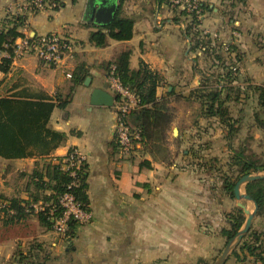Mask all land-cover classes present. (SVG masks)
Listing matches in <instances>:
<instances>
[{"label":"crops","instance_id":"1","mask_svg":"<svg viewBox=\"0 0 264 264\" xmlns=\"http://www.w3.org/2000/svg\"><path fill=\"white\" fill-rule=\"evenodd\" d=\"M14 1L19 0H0V30L9 26L7 19L11 15L7 7ZM115 1L134 20L128 40L109 39L103 47L90 43V33L97 29V24L85 18L87 0H61L63 5L58 10L46 6L28 15L18 29L29 37L58 33L72 44L71 55L56 65L44 63L33 54L13 60L7 73L0 71V97L26 91L68 100L65 108L55 107L49 118L50 128L67 135L52 154L64 156L75 148L85 155L92 217L89 222L78 224L73 235L47 229L36 214L13 224L1 220L5 232L0 236V264H25L14 259L17 251L24 256L31 251L32 256L25 262L37 256L45 264H207L225 241L219 234L224 225L204 211L203 186L196 176L189 177L186 171L177 169L176 163L166 165L154 160L140 145L131 156L120 157L115 144L113 106L90 102L94 88L112 94L107 68L124 50L131 51V69L143 60L161 75L163 82L157 96L165 82L178 80L192 67L185 26L182 21L172 22L166 1ZM198 1L212 9L205 12L202 27L210 23L214 13L217 15L221 5H236L243 10V27L254 38L264 41V0ZM4 55L0 54V60ZM77 69L86 75L72 90L71 74ZM86 78L89 79L85 82ZM143 152L145 155L139 157ZM143 161L148 165H141ZM37 163L41 167L43 161L34 156H0L3 195H14L8 185L13 173L20 175L21 182L27 180ZM21 192L20 196L26 198V192ZM251 226L264 236V215H255ZM10 227L19 230L11 233ZM225 264L264 263L252 257L239 261L229 256Z\"/></svg>","mask_w":264,"mask_h":264},{"label":"trees","instance_id":"2","mask_svg":"<svg viewBox=\"0 0 264 264\" xmlns=\"http://www.w3.org/2000/svg\"><path fill=\"white\" fill-rule=\"evenodd\" d=\"M51 1L57 3L56 6L51 8L52 10H58L63 5L61 0ZM157 1H166L169 5V0ZM199 5L204 13L212 11L204 3L199 2ZM179 14H186V12L184 10H180L179 13L176 12L171 18L173 23H180ZM26 17L12 15L7 19L9 26L4 30H0V54L5 53L0 60V71L3 73H7L11 67L14 41L17 37L23 35L18 29L24 24ZM192 19L193 26L200 23L197 17L193 16ZM133 23V18L124 14L121 5H119L115 10L113 20L109 24L105 26L97 25V29L90 33L89 42L97 47H103L107 45L109 39L116 41L128 40L132 36ZM193 26L186 24L184 34L190 43H194L193 49H199L204 46L202 41L209 36V33L201 36L200 31H192ZM208 41L207 50H210L209 54L212 56L214 65L216 62L220 68L227 67L222 50L224 48H226L225 51H229V55L230 52L235 53V61L240 59L241 55L233 44L219 43L213 47L210 40ZM130 54V50L122 51L114 62L108 66L107 71L110 70L111 66H114L115 76L140 101L139 108L131 111L126 117L129 124L140 130V149L149 153L154 160L164 162L165 157H160L158 153L165 140H167L166 132L172 122V117L167 101L157 96V89L162 85L163 79L158 72L152 70L143 60L139 61L136 69H131L129 65ZM231 67L232 65L227 67L229 69L227 75L232 73ZM85 75V72L83 73L78 69L71 74L72 90L76 85L82 83ZM219 81L220 78L217 79V82ZM221 87L205 90V88L197 86L190 92V95L200 101L207 117H217L221 123L231 125L227 112L222 106L224 100L221 99ZM254 90L257 92L258 104L263 108L264 113V85L255 86ZM170 94H173V91L168 92V95ZM67 102L68 100L54 99L42 92L23 91L18 94L0 97V156L6 159L34 156L43 161L41 167L37 163V167L32 170L28 179V182L35 186L33 190L35 194L31 195L25 190L26 198L1 195L0 199L7 202L6 207L0 209V219L4 224L19 222L28 215L34 214L30 207L33 202L42 201L43 203L56 204L58 197L67 191L70 177L61 169L59 162L62 157L52 154L65 141L67 135L50 128L48 125L53 109L55 107L63 109ZM258 122L260 127L264 128L262 126L264 120L259 119ZM233 164L237 166L236 176L234 178L223 177L220 185L221 193L231 198H234V185L242 175L264 170V164H259L257 159L244 155L242 152L234 153ZM141 165H148V162L143 161ZM85 166L84 164L80 171L78 184L71 188V192L83 208L89 209ZM244 190L257 204L256 215H264V179H256L246 183ZM8 209H13L15 213L9 215L7 213ZM45 212L46 209L35 214L43 226L51 229L52 223L47 219ZM222 220L226 223V226L219 229V234L228 242L245 221L243 210L236 206L234 211L224 212ZM77 225L78 222L70 220L64 235H73ZM30 252L24 256L17 251L14 254V259L17 258V262H24L25 264H45V260H40L37 256L31 261L25 262V259L32 256ZM230 255L239 261L252 257L255 261L264 263L263 233L251 226Z\"/></svg>","mask_w":264,"mask_h":264},{"label":"rangeland","instance_id":"3","mask_svg":"<svg viewBox=\"0 0 264 264\" xmlns=\"http://www.w3.org/2000/svg\"><path fill=\"white\" fill-rule=\"evenodd\" d=\"M233 7L221 5L217 15L214 13V16H209L210 23L205 27L200 26L209 33V36L203 39L204 46L199 49H193L194 43L189 42L188 52L192 67L178 80L165 82L158 93L159 97L167 101L172 117L166 132L167 140L163 144L164 148L161 147L158 154L160 157H165L166 165L176 163L177 169H183L189 177L196 176L200 181L198 184L203 186L201 197L204 211L213 214V220L224 226L226 223L222 220L223 213L234 211L237 206L235 197L224 195L220 187L223 177L234 178L237 174V166L233 164L234 153L242 152L257 159L259 164H264V128H261L258 122L259 119L264 120V113L263 108L258 104L257 92L254 90L255 86L264 85V41L254 38V35L243 27L241 15L243 10H238L236 5ZM172 10L176 11L171 12V16L176 12L179 13L181 9ZM178 16L184 26L186 24L193 26L192 15ZM192 31L196 30L193 28ZM208 40L213 47L225 43L233 44L238 49L237 52L241 57L237 61L234 52H230L229 55V51H225L226 48L222 49L226 66L232 65L230 75H227L229 70L227 67L220 68L216 62L215 65L213 64L210 50H207ZM219 78L220 81L217 82ZM185 79H188V83ZM195 79L198 81L197 85ZM191 83H193L192 87ZM197 86L205 90L222 86L221 99L224 100L222 106L227 112L232 127L221 123L217 117L205 115L200 101L190 95ZM170 91H173V94L168 95ZM173 128L177 129V134L173 133ZM144 155L143 152L139 157ZM259 172L262 173L264 170ZM0 176L2 178V173ZM21 180L20 175L12 174L8 181L14 194L11 197L20 196L21 191L25 190L31 195L35 194L33 193L35 186L28 182V179L22 182ZM3 194V191H0V197ZM241 202L249 210H253L252 202L244 199ZM201 225L204 226L203 223ZM10 229H12L11 233L19 230L15 227ZM3 232L5 231L0 219V236L4 235ZM226 243V241L221 243L220 248L215 251V255L207 264L215 262Z\"/></svg>","mask_w":264,"mask_h":264},{"label":"built area","instance_id":"4","mask_svg":"<svg viewBox=\"0 0 264 264\" xmlns=\"http://www.w3.org/2000/svg\"><path fill=\"white\" fill-rule=\"evenodd\" d=\"M57 3L51 0H19L14 1L7 7V13L15 16H28L44 10L46 6L54 7ZM172 9L184 10L187 16H195L200 23L193 26L200 35L208 32L200 28L203 16V9L198 0H169ZM191 16V18H192ZM14 52L12 61L26 54H33L38 60L56 65L62 62L66 56L71 55L72 44L58 33H46L39 36L29 37L23 33L14 41ZM114 66L110 67L107 73L109 88L114 96L113 108L115 111V144L120 157H129L140 145V130L126 121L127 115L139 108V99L131 92L128 87L121 84L114 74ZM70 76V74H67ZM61 169L68 174L70 182L67 184V191L58 197L57 203H43L42 201L30 204L34 214L46 209L47 219L52 223V230L58 234H65L68 228V222L74 220L78 224H84L91 220L92 214L89 209L83 208L76 200L71 188L78 184L80 171L85 164V155L75 148H70L64 156H61ZM7 202L0 199V209L5 208ZM9 215L14 214L13 209H8Z\"/></svg>","mask_w":264,"mask_h":264},{"label":"water","instance_id":"5","mask_svg":"<svg viewBox=\"0 0 264 264\" xmlns=\"http://www.w3.org/2000/svg\"><path fill=\"white\" fill-rule=\"evenodd\" d=\"M116 9H117V3L115 0H87L84 15L85 18L90 20L91 22L99 26H105L113 20ZM88 79L89 78H86L85 82L88 81ZM113 101H114V96L108 91H105L100 88H94L91 92L90 102L93 105L112 106ZM173 133L177 134L176 128H173ZM256 179H264V172L244 174L236 181L233 188L234 197L237 200L236 205L243 210L244 214H246V218L243 225L236 232L234 237H232L225 244V246L223 247L222 251L220 252L219 256L217 257V259L213 264H225L232 250L239 244L244 234H246L250 229L252 220L256 215L257 204L248 194L245 193L244 187L246 183ZM242 199L253 203L252 211L249 210L241 202Z\"/></svg>","mask_w":264,"mask_h":264}]
</instances>
